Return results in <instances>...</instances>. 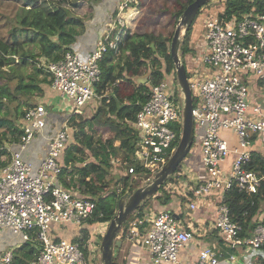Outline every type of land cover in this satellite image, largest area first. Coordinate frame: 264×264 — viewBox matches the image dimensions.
Returning <instances> with one entry per match:
<instances>
[{"label":"built area","instance_id":"built-area-1","mask_svg":"<svg viewBox=\"0 0 264 264\" xmlns=\"http://www.w3.org/2000/svg\"><path fill=\"white\" fill-rule=\"evenodd\" d=\"M136 1L120 0L116 4L86 56L71 48L55 61L39 63L51 80V88L65 99L69 115L53 125L45 104L33 103L24 108L19 119L18 140L0 144V161L6 162L0 166V229L19 232L23 242L36 243L29 264H93L97 245L92 237L88 236L83 247L57 234L64 223L79 230L96 205L94 198L78 186L63 185L62 155L70 138L69 117L82 115L87 107L93 109L100 99L96 92L101 77L99 60L105 52L122 51L130 34L123 13ZM193 48L197 52L189 55L191 68H186L193 103L194 146L190 151L199 150L203 170L193 186L174 173L164 189L171 196L191 191L183 211L186 217L199 202L214 196L212 225L224 243L244 252L264 251V204L255 225L242 234V226L233 219L225 199L231 188L257 192L263 179L246 164L252 151L264 155V10L230 18L207 15L201 38ZM109 91L106 88L105 95ZM133 125L139 138L132 159L141 166L139 173L149 178L173 153L181 133L182 94L174 70L149 86ZM35 141L43 147V155L36 162L27 155ZM231 154L225 168L224 161ZM128 173L138 174L134 165H128L119 178ZM117 189L121 191L122 185ZM122 236L137 246L135 253L144 249L151 264H220L217 250L208 243L197 247L187 262L179 258V251L189 246L194 232L183 228L171 210H151L133 217ZM14 254L11 248L4 251L0 264H10ZM228 257L235 260L234 253Z\"/></svg>","mask_w":264,"mask_h":264},{"label":"trees","instance_id":"trees-1","mask_svg":"<svg viewBox=\"0 0 264 264\" xmlns=\"http://www.w3.org/2000/svg\"><path fill=\"white\" fill-rule=\"evenodd\" d=\"M96 1L98 0L22 1L19 6L21 12L14 16V27L10 31L11 41H5L0 37V80L3 79L0 82V112L2 103H9L12 97L27 96L23 101L27 107L33 105L28 98L43 94L42 84L50 83L51 80L47 78L48 74L43 67L37 63L55 61L61 58L66 50L71 49V45L85 27L84 19L87 15L83 11ZM190 1L192 0L181 4L175 16L178 17ZM223 1V10L219 11L218 15L224 18L241 17L244 13L264 10V0ZM142 13L141 0L126 7L123 15L130 34L127 35L122 51L118 54L105 52L99 60L101 77L96 84V92L101 97L94 104L92 116L87 119L88 121L78 120L77 114H71L69 117L70 138L62 155L60 180L66 187L78 186L82 193L91 195L96 204L86 224L72 237L83 247L90 236L88 226L94 222L108 223L116 213L119 196L137 187L135 184L136 187L132 189L131 175L128 173L118 180L122 182L121 191H118L117 187L110 191L105 189L109 183L108 174L117 168H121L123 172L125 166L134 165L136 173L141 171V166L132 159L139 138L138 131L133 125L135 115L148 97L149 86L159 82L164 74L174 70L169 53L170 35L134 33L136 22ZM190 27L191 25L186 29L180 44L182 54L190 52L187 40ZM28 44L36 46V49H28L26 47ZM27 64L32 65L33 69L43 76L39 78L34 73H23L22 68ZM145 69H148V72L142 73ZM143 74H146V77ZM11 81H14L13 87H10ZM120 82L131 83V89L125 94L121 93ZM106 88L111 89L108 95H105ZM18 107L19 105L15 107V112ZM23 111L24 109L21 116ZM8 113L0 116V128L7 122ZM10 120L12 122H9L6 128L11 129L13 133L11 139L17 140L20 133L19 121ZM104 129L108 131L104 139L96 136V131ZM8 130L0 129V144L4 143L3 138L7 136ZM179 132L178 130L177 140ZM116 158L118 162H115ZM5 163L0 161V166ZM246 167L263 176L257 192H239L231 188L225 194L233 219L242 226V234L247 233L255 225V217L261 212L264 204V155L252 151ZM163 184L151 196L160 204L168 203L172 197L170 192L164 189ZM148 199L131 213L133 217L144 213L142 210L146 208L144 204ZM129 221L128 218L123 227L127 226ZM36 247L35 242L22 243L10 264H29L36 253ZM112 264L127 262L124 260L119 262L116 257L112 259Z\"/></svg>","mask_w":264,"mask_h":264},{"label":"crops","instance_id":"crops-1","mask_svg":"<svg viewBox=\"0 0 264 264\" xmlns=\"http://www.w3.org/2000/svg\"><path fill=\"white\" fill-rule=\"evenodd\" d=\"M119 1L120 0H98L92 3V6L90 8H87V10L83 11V13H86L85 15H87L84 19L85 27L83 31L77 36L75 42L71 45V48L73 50L77 51L81 56L84 57L91 49L95 47L96 40L100 35L101 28L103 27L107 16ZM137 1L135 3H137ZM189 55L190 52H188V55L185 54L186 58H189L190 61ZM47 78L49 77L47 76ZM42 87L43 94L40 96H34L35 103L45 104L52 124L58 125L62 122L63 118L69 115V111L65 103L66 101L51 88L50 83H43ZM85 111L87 113H92L93 109L87 107L84 112ZM226 134L228 135V133ZM233 139H231V142H233ZM4 142L8 141L4 140ZM27 155L34 162L38 161V159L42 157L43 147L40 141H35L32 144ZM232 156L233 155L231 154L225 159V168L229 166ZM179 169L180 170L176 173V175H180L181 177H183V180H186L188 184L190 183L191 186L195 185L198 180V175L203 170V164L201 161L199 150L193 149L190 155L187 154L179 164ZM190 195L191 191H178L174 196L171 197L168 203L160 204L156 202L152 205L155 211L167 209L175 212L183 228H190V230H193L194 240L189 244L188 247L183 248L179 251L178 256L181 260L187 262L189 259H191V257H194L197 251V247L201 246L204 243H208L210 245H213V247L217 250L219 254L220 264H264V251L255 250L251 255H248L241 249H231L229 246H227V244L221 242L222 240L220 236L212 225L213 218L215 216L214 196L204 199L203 202H199L196 209L192 210L189 216L186 217V213H184L183 211L187 209L185 207L187 206L188 201L186 197L188 198L190 197ZM61 229H63V227L58 228V235L61 234ZM4 230L6 229H0V235ZM77 233L78 228L75 227L73 230H68L65 235L68 238H72ZM1 242L2 239L0 238V255L9 248L15 250L16 252L17 248L20 247L22 243H24L21 240V236L20 240L5 242L6 244L4 245L1 244ZM7 244L8 246H6ZM195 247L196 249H194ZM137 250L138 253H134L133 256L140 259V264H151L146 252H142V249ZM230 253L235 254V260L229 259L228 255ZM125 256H127V253H125L124 257ZM123 260L126 261L125 258Z\"/></svg>","mask_w":264,"mask_h":264},{"label":"rangeland","instance_id":"rangeland-1","mask_svg":"<svg viewBox=\"0 0 264 264\" xmlns=\"http://www.w3.org/2000/svg\"><path fill=\"white\" fill-rule=\"evenodd\" d=\"M23 0H0V37L5 40V41H11V35H10V31L11 29L14 27L13 25V21H14V16L17 15L18 13L21 12V9L19 8L20 4H22ZM187 0H141L142 6H143V13L140 17V19L136 22V27H135V32L134 33H150V34H156V33H163L166 36H171L173 34V31L175 29V25H176V21L178 19L177 16H175L176 11L179 9L180 5L183 4L184 2H186ZM28 7V6H25ZM224 7V1L223 0H209L208 2H206L205 4H203L199 11L197 12L191 27H190V33L189 36L187 38L188 40V46H190V54H195L196 49L193 48L194 45L196 44V42H198L201 38L202 35V31H203V27H204V20L206 18L207 15H213V14H218L219 11L223 10ZM185 8V7H184ZM177 17V18H176ZM17 27V26H15ZM185 35V32L182 29V34H181V41L183 40V37ZM22 39V37H20ZM191 43V44H190ZM181 44V43H180ZM28 49H36V46H33L32 44H28L26 46ZM185 54L188 55V53H184L182 54L180 52V48H179V55L181 57V59L184 61L185 63V67L190 70L191 68V63L189 61V58L187 59ZM18 59V57H17ZM37 65H39V63H37ZM164 66V65H163ZM8 67L6 66L5 69H7ZM23 73H34L36 75V77L41 78L43 75L42 74H38L32 67V65L27 64L22 68ZM144 72H148V69H145L142 73ZM143 76L146 77V74H143ZM6 78V77H4ZM3 81V79L0 80V82ZM13 82H10V87H13ZM125 85V86H124ZM132 87L131 83H126L124 84L123 82H120V92L125 94L127 93ZM111 90V89H110ZM110 92V91H109ZM108 92V94H109ZM27 99V96L24 95H18L16 98L12 97L10 99L9 103H2V109L0 112V116H2L3 114H8L7 115V122L5 123V125H3L0 129H6V125L9 122H12L10 119H12L13 121H19L20 117H21V112L22 109L26 108V104H24V99ZM29 102L35 103V99L34 97H31L30 99L28 98ZM19 105L17 111L15 112V107ZM92 116L91 112H84L81 116L78 115L77 118L79 119H83V120H87L88 118H90ZM88 121V120H87ZM87 122H85V128H87ZM96 136H100L102 139H104V137H106L108 135V131L107 129L104 130H98L96 131ZM12 132L11 129L8 130L7 132V136H5V138H3V140L6 141H13L12 138ZM72 135V133H71ZM73 139V136H72ZM194 145H192L193 147ZM193 149H191V151L188 152V154L190 155ZM91 158V157H90ZM89 158V159H90ZM182 162V161H181ZM180 162V163H181ZM179 165L177 166V169L174 173L179 172ZM125 171V170H124ZM122 172L121 168H117L116 170L110 172L107 176V179L109 180L108 185L105 187V189L107 188V191L112 190L113 188H116L117 185H120L122 182H118L119 178V174ZM175 175L173 174L171 176L174 177ZM76 178V176H75ZM150 178V177H149ZM148 177H144V175L138 173L135 176H131V184L133 185L132 189H134L136 186H134L135 184L138 186L143 185L147 180H149ZM170 179V178H169ZM166 182V181H165ZM77 184V183H75ZM164 185V184H163ZM125 193V192H124ZM156 202H158V200L156 198H151L149 197V199L147 200V203L144 204V207L146 206V208H144L142 210V212H149L151 211V209L154 210V208L152 207L153 204H155ZM159 203V202H158ZM150 208V209H149ZM131 220L133 218V216L130 214L127 217V220ZM126 222V221H125ZM108 223H99V222H94L91 225L88 226V230L90 232V237H92L94 244H96L97 248H95L94 252H93V256H92V262L93 264H102L101 260H100V253H99V243L101 240V237L103 235V233L106 230ZM125 224V223H124ZM123 224V225H124ZM120 228L119 232L117 233L118 238L121 239L122 243H121V247L118 251V255H117V259L119 262L123 261V259L125 258L127 260V264H140V259L139 258H135L134 253H135V249L137 248V246L132 245L129 241H127L123 236L122 233L124 232V230L126 229L125 227ZM63 229L60 230L61 234L60 237L66 236L65 234L67 233L68 230H73L76 226L72 225L70 223H64L62 225ZM61 228V226H60ZM20 236L21 234L18 233H14L11 230H4L3 232H1L0 238L2 239L1 244H6L5 242H10V241H16V240H20ZM65 238H68L67 236ZM194 240V238L191 239V242ZM8 246V244L6 245ZM128 248V249H127ZM196 249V247L194 248ZM144 251V249H142V252ZM192 252H193V248H192ZM254 252V250L249 251V252H245L248 255L252 254ZM125 253H127V256L124 257ZM124 257V258H123Z\"/></svg>","mask_w":264,"mask_h":264},{"label":"water","instance_id":"water-1","mask_svg":"<svg viewBox=\"0 0 264 264\" xmlns=\"http://www.w3.org/2000/svg\"><path fill=\"white\" fill-rule=\"evenodd\" d=\"M208 0L190 1L179 15L170 43L169 53L174 65L175 77L182 94V126L177 146L170 157L143 185L136 187L132 191H126L117 200V210L109 220L106 230L99 243L100 260L102 264H112V259L116 258L121 247L119 232L127 217L135 211L146 199L154 195L159 187L177 169L180 162L190 151L193 141V118H192V95L189 86L185 64L179 55L182 29H186L192 24L200 7Z\"/></svg>","mask_w":264,"mask_h":264}]
</instances>
